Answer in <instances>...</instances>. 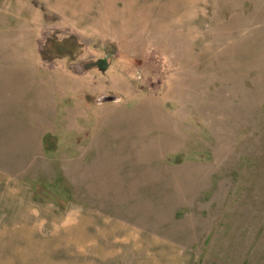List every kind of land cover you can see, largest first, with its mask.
<instances>
[{
    "label": "rangeland",
    "instance_id": "374dc122",
    "mask_svg": "<svg viewBox=\"0 0 264 264\" xmlns=\"http://www.w3.org/2000/svg\"><path fill=\"white\" fill-rule=\"evenodd\" d=\"M0 264H264V0H0Z\"/></svg>",
    "mask_w": 264,
    "mask_h": 264
},
{
    "label": "water",
    "instance_id": "95a60500",
    "mask_svg": "<svg viewBox=\"0 0 264 264\" xmlns=\"http://www.w3.org/2000/svg\"><path fill=\"white\" fill-rule=\"evenodd\" d=\"M116 98L114 96H111V97H103V98H100L99 101H114Z\"/></svg>",
    "mask_w": 264,
    "mask_h": 264
}]
</instances>
